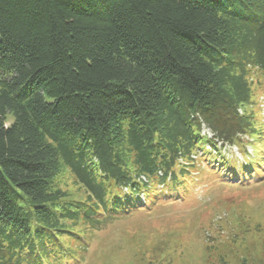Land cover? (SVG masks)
Wrapping results in <instances>:
<instances>
[{"label": "trees", "instance_id": "16d2710c", "mask_svg": "<svg viewBox=\"0 0 264 264\" xmlns=\"http://www.w3.org/2000/svg\"><path fill=\"white\" fill-rule=\"evenodd\" d=\"M257 76L264 0H0V264H74L202 165L261 178Z\"/></svg>", "mask_w": 264, "mask_h": 264}, {"label": "rangeland", "instance_id": "374dc122", "mask_svg": "<svg viewBox=\"0 0 264 264\" xmlns=\"http://www.w3.org/2000/svg\"><path fill=\"white\" fill-rule=\"evenodd\" d=\"M251 87L246 111L264 140V79L253 77ZM203 133L209 135L207 129ZM251 140L245 155L263 154L264 143L256 136ZM226 149L245 164L234 146ZM260 166L261 178L249 181L237 171L239 177L228 183L217 173L220 165L214 163L216 171L202 165L183 198L158 199L97 231L79 228L85 245L81 242L82 258L74 264H239L242 259L264 264V163ZM61 189L76 193L71 182Z\"/></svg>", "mask_w": 264, "mask_h": 264}]
</instances>
